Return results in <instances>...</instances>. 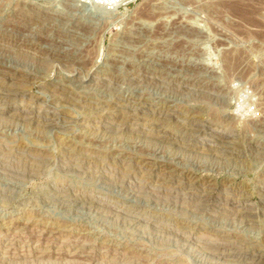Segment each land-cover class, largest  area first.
<instances>
[{
    "label": "rangeland",
    "instance_id": "obj_1",
    "mask_svg": "<svg viewBox=\"0 0 264 264\" xmlns=\"http://www.w3.org/2000/svg\"><path fill=\"white\" fill-rule=\"evenodd\" d=\"M255 1L0 0V264H264Z\"/></svg>",
    "mask_w": 264,
    "mask_h": 264
},
{
    "label": "bare ground",
    "instance_id": "obj_2",
    "mask_svg": "<svg viewBox=\"0 0 264 264\" xmlns=\"http://www.w3.org/2000/svg\"><path fill=\"white\" fill-rule=\"evenodd\" d=\"M19 1H23L26 5H30V6H33V2H32V0L31 1H24V0H19ZM235 1H237V3H231V4H229V6H227L228 7V10H230L231 12H236V13H238V10H239V7H241V5L242 6H245V8H246V10L247 9H249L250 11H246V12H240L241 14H239L238 15V17L240 18V19H242V20H244V22H247V23H249V22H256L257 21V18H256V12H255V10L257 11V7H256V1L255 0H235ZM22 2V3H23ZM230 3V2H229ZM40 8V7H39ZM244 8V9H245ZM41 9V8H40ZM39 9V10H40ZM241 9H243V8H241ZM249 13V14H246V13ZM38 15H40V14H38ZM251 15V16H250ZM41 16V15H40ZM255 16V17H254ZM30 17V16H29ZM28 18V17H27ZM31 20V19H30ZM255 24H258V22L257 23H255ZM233 54V53H232ZM235 55V54H234ZM229 56V55H228ZM232 59H233V56H232V58H229V57H227V62H229L230 60V63H232ZM240 60V59H239ZM239 60H237V61H239ZM234 61V60H233ZM236 61V60H235ZM243 61V60H242ZM263 105H264V103H263ZM262 108V107H261ZM262 109H264V108H262ZM262 112V111H261ZM264 114V113H263ZM264 116V115H263ZM253 119V118H252ZM254 120H255V118H254ZM252 123V122H251ZM254 124L256 123L257 125H260V126H263L264 127V117H262L261 116V118L260 119H256L254 122H253ZM160 170V169H159ZM142 173V172H141Z\"/></svg>",
    "mask_w": 264,
    "mask_h": 264
}]
</instances>
